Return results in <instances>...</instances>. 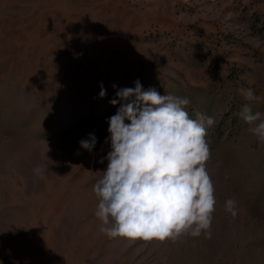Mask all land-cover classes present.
Masks as SVG:
<instances>
[{"label": "rangeland", "instance_id": "obj_1", "mask_svg": "<svg viewBox=\"0 0 264 264\" xmlns=\"http://www.w3.org/2000/svg\"><path fill=\"white\" fill-rule=\"evenodd\" d=\"M137 79L215 120L199 236L100 231L110 101ZM245 105L264 120V0H0V264H264V139Z\"/></svg>", "mask_w": 264, "mask_h": 264}, {"label": "clouds", "instance_id": "obj_2", "mask_svg": "<svg viewBox=\"0 0 264 264\" xmlns=\"http://www.w3.org/2000/svg\"><path fill=\"white\" fill-rule=\"evenodd\" d=\"M100 88L103 98L102 83ZM241 92L256 99L250 88ZM116 97L110 103L120 106L107 118L108 165L93 186L99 198L95 215L104 225L100 231L110 238L164 241L189 230L199 236L210 229L216 200L205 167L211 155L206 125L212 126L214 118L201 113L190 118L184 107L190 104L188 98L161 95L151 87L143 90L138 79L134 87L119 88ZM240 115L264 139L261 113L245 105ZM79 143L92 152L97 138L90 133ZM34 171L39 174L40 169ZM235 204L226 201V211L233 216Z\"/></svg>", "mask_w": 264, "mask_h": 264}]
</instances>
